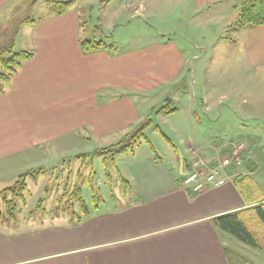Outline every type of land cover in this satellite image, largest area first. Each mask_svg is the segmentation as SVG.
I'll return each mask as SVG.
<instances>
[{"label": "crops", "instance_id": "crops-1", "mask_svg": "<svg viewBox=\"0 0 264 264\" xmlns=\"http://www.w3.org/2000/svg\"><path fill=\"white\" fill-rule=\"evenodd\" d=\"M17 3L0 0V21L3 9ZM146 3L131 0L122 8L138 15ZM76 4L63 14L47 13L24 23L14 37L15 48L20 43L19 50L33 57L22 63L0 94V162L67 138L78 142L83 134L127 135L143 120L138 112H145L134 97L169 94L158 88L173 85L189 65L188 48L163 38L130 50L111 44L83 52L84 21ZM206 7V52L221 39L219 58L264 74V24L234 29L237 0H199L197 13ZM229 145L225 155L232 154ZM191 162L169 165L147 155L129 163L122 173L131 186L126 193L105 199L80 221L68 215L45 216L35 208L19 217L17 207L11 216L2 204L0 264H232L224 238L233 236L218 229L213 219L244 212L257 204L252 199L264 197L252 176L237 169L230 172L234 180L221 187L199 193L183 188Z\"/></svg>", "mask_w": 264, "mask_h": 264}, {"label": "rangeland", "instance_id": "rangeland-1", "mask_svg": "<svg viewBox=\"0 0 264 264\" xmlns=\"http://www.w3.org/2000/svg\"><path fill=\"white\" fill-rule=\"evenodd\" d=\"M75 1L84 21L83 39L103 40L130 50L133 46H145L163 38L164 41H174L180 48L185 47L190 51L189 65L181 78L173 85L158 88L159 91L163 89L161 93L167 91L169 94H163L160 98L151 93L146 97L147 100L134 97L137 106L140 104L141 110L145 112H138L143 120L134 125L130 133L150 120L145 133L162 158L161 161L164 159L169 165L172 162L184 164L186 160L198 156V159L207 160V164L214 166L218 163L217 157L230 156L224 153L225 145L230 143V151L243 156L245 163L231 167L229 173L236 169L237 172L249 173L264 197V74L241 69L234 60L219 58V49L223 43L221 39L220 44H213L211 52H206L208 37L204 16L207 7L198 14L196 5L199 0H147L146 10H140L141 13L135 15L132 14L133 10L122 8L131 0ZM18 2L20 4L3 9L4 17L0 24L4 25H0L3 27L0 28V45L19 32L23 25L21 20L27 17L38 19L50 10L47 0ZM230 38L236 39L233 36ZM19 49L20 43L16 50ZM168 98L172 100L169 102ZM167 102L170 108L175 109L173 112H156ZM83 135L82 140L78 139L80 142L67 138L62 144L30 150L0 162V192L4 186H12L21 173L35 174V179L31 176L27 179L29 195L25 201H17L21 210L19 217L36 208L42 198V207H55L66 188L70 192L80 182H83V198L92 209V191L88 184L93 176L92 159L97 175L92 181L104 198L110 201L122 191L119 172L125 173L129 163L142 157L151 155L154 158L151 147L142 143L135 151L117 156L115 166L112 165L110 169L111 177L107 178L102 158L94 153L123 140L124 132L103 138H97L92 133H89V139L86 134ZM232 143H235L234 147H231ZM86 145L89 149L84 147ZM85 152L92 156L85 158V161L77 158ZM249 164L255 169H247ZM66 199L69 198H61L62 205ZM2 207L0 204L4 210ZM258 221L250 226V230L261 247L230 236L224 238L231 255L243 256L247 264H264V222L261 219Z\"/></svg>", "mask_w": 264, "mask_h": 264}, {"label": "trees", "instance_id": "trees-1", "mask_svg": "<svg viewBox=\"0 0 264 264\" xmlns=\"http://www.w3.org/2000/svg\"><path fill=\"white\" fill-rule=\"evenodd\" d=\"M50 6L49 13L51 14H63L65 13L75 2V0H47ZM237 8L239 9V16L234 25V29L238 30L244 27H255L264 24V0H237ZM36 19L27 17L20 21L21 24L24 23H34ZM100 31L101 29L98 28ZM14 37L7 40L3 45H0V94L3 93L6 86L10 83L13 76L17 73L18 69L21 67L22 63L33 57V53L26 50H16L14 45ZM107 46L113 47V45L107 44L105 41H91L89 39L81 40V47L83 52L88 53L95 50H100L107 48ZM109 48V47H108ZM170 102V100H169ZM169 102L164 106L157 109L156 112H164L166 114L173 112L175 109L169 107ZM150 120L146 123H143L138 129L132 133L125 135L124 139L119 141L116 144H113L109 147L98 149L94 155L102 158V162L105 166V174L107 178L111 177V166L114 165L115 158L119 155L127 154L129 152L135 151L142 143H147L154 154L155 162H161V157L156 153L153 145L151 144L149 138L145 133V128L149 124ZM92 154L83 153L80 154L77 158L83 159L91 157ZM92 174L88 182L89 187L92 191L93 206L92 209L98 208L99 204L105 201L104 196L96 188L92 179L96 178L95 168L93 159L91 161ZM43 173V170L40 171ZM119 172V170H118ZM80 175V172H79ZM31 176L32 179H35V174L33 172H26L21 174L18 177V180L9 187H6L1 190L0 195V204H4L7 210L8 215H15L18 207L17 201H25L26 196L29 195L27 188V179ZM119 179L121 182V188L124 193L131 186L129 181L119 172ZM243 181V180H242ZM241 181V184H242ZM253 184L256 183L253 182ZM83 182L76 183L74 188L68 191L67 190L60 196V199L57 200V205L51 209H46L42 207L41 203L43 198L37 203L34 211L38 213L40 210L45 212V216H50L52 218L59 216L70 215L73 218H77L78 221L82 217H87L91 214L92 209L88 206L87 202L83 198ZM252 188L251 186H249ZM242 193L247 196L246 191H244L241 185ZM61 198H69L66 201L61 203ZM247 199L248 198L247 196ZM252 203H257L256 205L250 207L244 212H233L222 214L213 219L214 225L223 232L228 233L239 241L253 245L255 247H261L258 242L255 234L250 230V226H253L254 222L259 223L258 219H261L264 222V199L262 197L252 199ZM78 205V206H77ZM73 207L75 210H73ZM78 207V211H76ZM73 210V211H71ZM13 211V212H12ZM229 258L232 264H247L243 256H232L229 249L227 250Z\"/></svg>", "mask_w": 264, "mask_h": 264}, {"label": "built area", "instance_id": "built-area-1", "mask_svg": "<svg viewBox=\"0 0 264 264\" xmlns=\"http://www.w3.org/2000/svg\"><path fill=\"white\" fill-rule=\"evenodd\" d=\"M234 146L235 143H232L231 147ZM198 158L197 156V158L192 160L191 170L182 181L184 188H190L197 193L208 188L225 185L229 180L233 179L228 170L233 166L239 167L244 164L243 156L236 152L223 158L217 157L218 163L214 166L207 164V160H200Z\"/></svg>", "mask_w": 264, "mask_h": 264}]
</instances>
